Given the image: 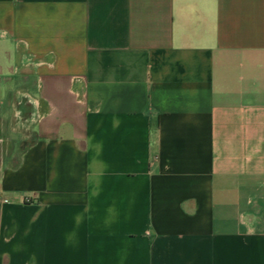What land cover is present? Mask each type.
<instances>
[{"label": "crops", "instance_id": "0c3cea01", "mask_svg": "<svg viewBox=\"0 0 264 264\" xmlns=\"http://www.w3.org/2000/svg\"><path fill=\"white\" fill-rule=\"evenodd\" d=\"M18 87L0 264H264V0H0Z\"/></svg>", "mask_w": 264, "mask_h": 264}, {"label": "water", "instance_id": "95a60500", "mask_svg": "<svg viewBox=\"0 0 264 264\" xmlns=\"http://www.w3.org/2000/svg\"><path fill=\"white\" fill-rule=\"evenodd\" d=\"M22 92V88L18 87L14 96L8 99V104L13 107L11 123L9 124L8 117L3 118L0 114V179L6 162L11 159L18 147L13 141L14 137L25 134L31 138L34 127L43 116L39 100L31 93L27 95Z\"/></svg>", "mask_w": 264, "mask_h": 264}, {"label": "flooded vegetation", "instance_id": "af4514ba", "mask_svg": "<svg viewBox=\"0 0 264 264\" xmlns=\"http://www.w3.org/2000/svg\"><path fill=\"white\" fill-rule=\"evenodd\" d=\"M26 141H22L20 144V148H22L25 145Z\"/></svg>", "mask_w": 264, "mask_h": 264}]
</instances>
